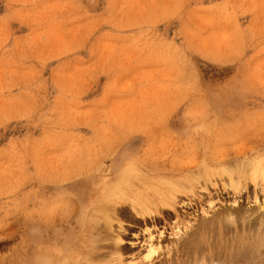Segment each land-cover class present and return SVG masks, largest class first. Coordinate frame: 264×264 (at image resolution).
I'll return each instance as SVG.
<instances>
[{
    "label": "rangeland",
    "instance_id": "obj_1",
    "mask_svg": "<svg viewBox=\"0 0 264 264\" xmlns=\"http://www.w3.org/2000/svg\"><path fill=\"white\" fill-rule=\"evenodd\" d=\"M0 264H264V0H0Z\"/></svg>",
    "mask_w": 264,
    "mask_h": 264
},
{
    "label": "bare ground",
    "instance_id": "obj_2",
    "mask_svg": "<svg viewBox=\"0 0 264 264\" xmlns=\"http://www.w3.org/2000/svg\"><path fill=\"white\" fill-rule=\"evenodd\" d=\"M187 167V166H186ZM246 167V166H245ZM260 167H255V168H253L252 170H253V173H252V175H251V178L253 179V180H255L257 177H258V175H259V169ZM243 173V172H242ZM246 174V173H245ZM126 186V185H125ZM137 190V189H136ZM236 190V189H235ZM140 190H138V191H136V196L138 195V196H140V192H139ZM132 193V192H131ZM133 194V193H132ZM108 195H109V193H108ZM158 195H160V192H158ZM107 196V195H106ZM111 196V195H110ZM141 196H142V194H141ZM140 196V197H141ZM236 196V195H235ZM115 197V196H114ZM117 197V196H116ZM144 197V196H143ZM134 198V197H133ZM143 200L144 199H147V198H142ZM123 200L124 201H126V202H129L130 203V206H131V208L134 210V211H136L137 212V209H139V210H141L143 213H148V214H151V213H153V212H151L150 210H149V208L148 207H146V205L145 204H137V202H139V199H137V202H135L134 201V199L133 200H131L130 199V197L129 196H127V198H123ZM173 202V197H172V195L171 194H164V198L162 199V200H159V201H157V204H155V206L156 207H160V206H163V204H171ZM151 204H153V202L151 201ZM137 205V206H136ZM187 205V204H186ZM198 206V205H197ZM239 206V205H238ZM173 207V206H172ZM137 208V209H136ZM238 208V207H237ZM106 209V208H105ZM102 210V209H101ZM224 210H226V209H224ZM224 210H222V211H224ZM231 210V209H230ZM240 209L238 208V211H239ZM164 212H165V210H163ZM177 211V210H176ZM214 211V210H213ZM222 211H220V212H222ZM235 211V210H234ZM167 212V211H166ZM226 212V211H225ZM224 212V213H225ZM232 212H233V210H232ZM236 212V211H235ZM234 212V213H235ZM241 212V211H240ZM239 212V213H240ZM138 213V212H137ZM176 213V212H175ZM217 213H219L218 211H217ZM216 213V214H217ZM147 214V215H148ZM231 214H233V213H231ZM243 214V213H242ZM160 215V214H159ZM176 215V214H175ZM222 215H223V213H222ZM227 216H228V214H226ZM241 215V214H240ZM149 216V215H148ZM226 216V217H227ZM228 217H230V218H232L233 217V215H232V217H231V215L230 216H228ZM241 217V216H240ZM238 218V217H237ZM243 218H244V215H243ZM149 219H152V218H150L149 217ZM213 219H214V217H213ZM210 220V221H206L205 219V221L203 222L202 221V223H200L199 224V227L197 228V231L195 232V233H192V234H188V235H190L189 237H187L186 238V236L184 237V241H183V243H181L180 244V248H181V250H183V251H185V252H187V251H191V252H193V255H195L197 252H199V253H202L203 251H207V256H209V258L212 256V254L213 255H215V257H219L221 254H222V250H215V252H210L209 251V248H206L205 247V245L203 246V244H206V240H205V238H201V234H203V233H205L209 228H212V227H214V224L216 223L217 225L218 224H221L222 223V219L221 218H219V215H217V217H215V219L214 220ZM232 219H234V218H232ZM186 220V219H185ZM227 220V219H226ZM228 220H229V222L230 221H232L231 219H229L228 218ZM235 220V219H234ZM225 221V220H224ZM223 221V222H224ZM235 222V221H234ZM174 223V222H173ZM222 225H224V224H222ZM226 225V224H225ZM179 228V227H178ZM210 230V229H209ZM211 231V230H210ZM185 233V232H184ZM160 234H162V233H160ZM178 234V233H177ZM210 234V233H209ZM150 235H152V234H150ZM154 235V234H153ZM159 235V234H158ZM161 237V236H160ZM179 238H180V236H179ZM148 239H150V240H152V236H150V238L148 237ZM181 239V238H180ZM183 239V238H182ZM178 240V239H177ZM117 241H119V240H117ZM177 242V241H176ZM120 243V242H119ZM198 244V246H195V245H197ZM199 244H202V246H200ZM206 245H208V244H206ZM210 245V244H209ZM211 247V246H210ZM151 248V247H150ZM158 248V247H157ZM147 249V248H146ZM160 249V248H159ZM213 249H216L215 247L213 248ZM203 250V251H202ZM152 251H155V250H152ZM149 252H150V249H149ZM178 252V251H177ZM182 252V251H181ZM151 253V252H150ZM149 253V256L151 255ZM184 253V252H183ZM198 254V253H197ZM148 257V256H147ZM200 260V259H199ZM151 261V260H150ZM197 261H198V258H197ZM202 261H204L203 259H202ZM209 261V260H208ZM200 262V261H199ZM210 262V261H209ZM202 263V262H201Z\"/></svg>",
    "mask_w": 264,
    "mask_h": 264
}]
</instances>
